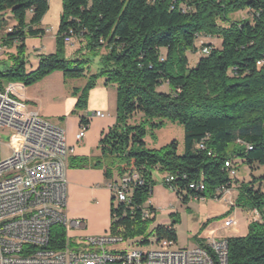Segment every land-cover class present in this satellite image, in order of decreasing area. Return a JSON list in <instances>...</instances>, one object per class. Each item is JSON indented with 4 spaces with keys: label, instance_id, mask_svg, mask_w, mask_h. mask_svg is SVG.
I'll return each mask as SVG.
<instances>
[{
    "label": "trees",
    "instance_id": "obj_1",
    "mask_svg": "<svg viewBox=\"0 0 264 264\" xmlns=\"http://www.w3.org/2000/svg\"><path fill=\"white\" fill-rule=\"evenodd\" d=\"M62 2L56 52L39 55L38 66L28 70L26 39L46 34L40 25L50 0H0V16L11 11L15 20L9 26L6 18L1 20L6 28L1 44H17V52L10 55L12 63L0 70V88L9 82L30 86L55 71L68 79L80 77L90 71L89 56L99 57L97 73L84 88L73 90L76 110L87 108L89 91L104 79L117 90V121L100 141L99 158L70 156L68 165L105 168L109 180L115 179V172L123 176L139 171L144 184L134 190L136 209L113 205L111 234L146 244L155 231L160 238L177 242V213L172 215V228L157 224L150 233L157 216L142 217V206L157 183L156 168L177 175L172 186L187 202L193 197L214 199L220 187L234 183L229 161L235 165L241 159L252 169L264 164V0ZM245 10L251 15L232 18ZM201 36L217 37L221 44L205 43L212 47L210 53H202L192 67L188 52H198ZM67 37L80 40L88 54L67 58ZM136 115L139 120L130 123ZM168 122L183 126L182 149L177 140L160 149L149 148L148 128ZM202 141L204 149L198 147ZM262 179L253 176L240 184L236 205L252 212L259 209L264 221V190L256 187ZM201 180L203 190L189 187ZM140 236L144 238L139 240ZM227 239V264H264V224L253 221L248 235ZM66 241L65 227L53 226L48 247L61 249Z\"/></svg>",
    "mask_w": 264,
    "mask_h": 264
},
{
    "label": "built area",
    "instance_id": "obj_2",
    "mask_svg": "<svg viewBox=\"0 0 264 264\" xmlns=\"http://www.w3.org/2000/svg\"><path fill=\"white\" fill-rule=\"evenodd\" d=\"M8 31H13V27ZM71 41V37L66 38L67 43ZM211 49L204 45L202 53L209 54ZM258 63L262 64V61ZM22 87L23 83L9 82L0 88V130L13 131L19 138L18 143L12 139L7 143L12 149L9 164H0V264H219V259H226L227 264V238L213 237L207 242L216 258L208 247L200 245L174 248V240L160 238L155 231L149 236L148 243L151 246L157 244L158 248L116 250L115 246L125 240L113 234L87 238L90 246L86 249L72 248L69 229L84 225L82 220H72L66 213L67 170L73 150L67 143L65 129L31 108L21 93ZM105 115L100 110L94 112V116ZM87 128L88 123H82L77 135L79 141L84 138ZM198 147L204 149V142ZM226 165L231 176H236V166L230 161ZM175 179L177 175L166 174L163 183L176 191L172 186ZM142 184L144 177L139 171L110 180L108 188L113 203L119 201L114 207L124 204L131 210L136 209L133 194ZM228 185L220 187L214 199H224L235 206L233 183ZM189 187L203 190L205 185L201 180L190 183ZM141 211L143 218H152L157 216L158 208L148 199ZM252 217L264 224L259 209L252 212ZM237 223L236 217L229 216L224 227L230 229ZM55 225H62L67 231V241L61 249L48 247ZM166 226L170 229L172 223Z\"/></svg>",
    "mask_w": 264,
    "mask_h": 264
},
{
    "label": "crops",
    "instance_id": "obj_3",
    "mask_svg": "<svg viewBox=\"0 0 264 264\" xmlns=\"http://www.w3.org/2000/svg\"><path fill=\"white\" fill-rule=\"evenodd\" d=\"M62 9V0H50V8L40 25L46 29V34L40 38L47 36L52 24L56 39ZM35 49H37L36 46ZM75 80L76 78H71V82H68L69 79L64 76L62 71H55L33 85L25 86L23 84L21 93L31 108L38 110L45 118L65 129L67 143L73 150L71 157L97 159L101 156L99 147L102 137L117 121L116 112L112 109L115 106L117 110V90L114 85L107 84L104 79H101L89 91L87 108L76 110L77 97L73 95V90L79 85L73 84ZM97 110L105 112L106 115L104 117L94 116V112ZM82 118L87 119L88 128L82 141H79L77 135L82 127ZM238 161L243 162L242 160ZM155 172L159 173V177L154 175L157 183L153 186L149 201L158 208L157 218L160 215H165L173 219L172 215L177 213L180 222L175 223L174 220L169 222L175 223L176 244L179 242L183 225L190 228L189 230H193L197 240L192 245L178 246V248L195 247L201 243L207 244L213 237L230 238L246 234L249 231V225L254 221L251 208L231 206L224 199L190 198L187 202L183 201V204L177 192L164 185L163 179L166 173L160 172L159 169L154 170V174ZM117 177L119 176L115 175V178ZM67 178L68 204L66 213L68 217L72 220H82L84 222L82 228H85L86 230H84L88 234L101 235L108 232L112 224L114 203L108 188L110 180L106 177L105 168L68 165ZM263 184L264 181H260L256 187L260 186L264 190ZM235 187L236 185L233 183L232 195L236 200L239 188ZM237 187H240V183ZM213 201H217L218 206ZM229 216H234L238 220L237 225L230 229L224 227V221ZM190 219L194 221L191 226L188 225ZM70 231V234H76V229Z\"/></svg>",
    "mask_w": 264,
    "mask_h": 264
},
{
    "label": "rangeland",
    "instance_id": "obj_4",
    "mask_svg": "<svg viewBox=\"0 0 264 264\" xmlns=\"http://www.w3.org/2000/svg\"><path fill=\"white\" fill-rule=\"evenodd\" d=\"M250 15H251V12L249 10H245V11H241V12L234 14L232 18L241 19V18H246ZM3 18L7 19L8 26L13 25L15 23V20L12 18L11 11H8L3 16H0V22ZM5 34H6V28L1 27L0 25V45L2 48V51L0 52V70H2L6 65H10L12 63L10 55L17 52V44H14L8 47H5L3 46V44H1V42L3 41V36ZM205 43H211L214 46H220L221 41L217 37H207V38L203 36L199 37L197 41V45L199 47L198 52H188V56L190 59V65L192 67L197 65L200 57L203 55L201 52V49ZM35 46L37 47V49H35ZM56 48H57V45H56V39H55V31H54V26H52V24L49 27L47 36L45 38L28 37L27 44H26L27 69L32 70L36 68L37 63H38V56L42 54L55 53ZM81 50H82V45L80 43V40L72 39V41L70 43H67L66 45V57L74 60L78 56H82V54L84 55L88 54L87 50H82V51ZM89 59H90V71L84 74L83 76L76 77V80L73 81V84L75 83L76 85H79L78 88H84L86 84L89 82V79L91 78L90 76L97 73L99 57L89 56ZM70 80L71 78H69L68 82H71ZM162 89H167V86H163ZM116 107H117V104H116ZM112 109L113 111L116 112V117H117V110L115 106L114 108L112 107ZM107 114H108V111H107ZM139 118H140V115H136L130 121V123H133L135 120H139ZM11 139L14 140V142L16 143L19 142L18 136L13 131L0 130V160H3L4 158L8 157L12 153V149L7 146V143ZM145 140L147 142L148 147L154 148V149H160L164 147L165 145L171 143L173 140H177L180 143V149H182L183 143H184V128L182 125L178 123H173V122H168L166 126L160 127L158 129L148 128V132H147ZM238 160H241V159H237L236 164H235L236 169H237V174L236 176L233 177V182L236 185L235 188H239L237 187L238 183L242 184L243 182H249L253 176L255 177L264 176V164H260L255 169H252L249 165L244 164L243 162L238 161ZM156 170H158V168H156ZM115 175L117 176V173ZM154 175L157 178L159 177L158 172H155ZM262 180L264 181V179ZM207 199H212V198H207ZM213 202L215 203V205L218 204L217 201H213ZM118 204H119V201L115 200L114 206ZM171 220L173 219H171V217L169 216H165V215L158 216L156 222L150 226L147 233H150L155 225L157 224L166 225L169 222H171ZM193 223L194 221L190 219L188 225L191 226ZM82 227L81 228L71 227L68 231L69 236L72 240V248L76 247V248L86 249L87 247L90 246V242L87 238L93 235L103 236V235H109L112 233L111 229H109L108 232L101 234V235L100 234L98 235L88 234L85 231L86 229L84 228L85 229L84 230ZM73 229H76V234H70L71 232L70 230H73ZM189 229L190 228H187L186 225H183V229L180 231L179 242L177 244L175 243L174 248H178V246L185 247L188 245H192L193 243H196L197 240L194 236V233L192 232L193 230H189ZM248 233L249 231H247L246 234L239 235V236H246L248 235ZM144 236H140L139 240L143 239ZM131 240L133 239H128L122 243L117 244L115 246V249L116 250H126V249H134V248H151V247L158 248L157 244H155L154 246H151V244L149 243H146V244L134 243L133 244L131 243ZM110 247L111 246H108V248Z\"/></svg>",
    "mask_w": 264,
    "mask_h": 264
},
{
    "label": "bare ground",
    "instance_id": "obj_5",
    "mask_svg": "<svg viewBox=\"0 0 264 264\" xmlns=\"http://www.w3.org/2000/svg\"><path fill=\"white\" fill-rule=\"evenodd\" d=\"M0 164H9V156L0 160ZM219 264H226V259H219Z\"/></svg>",
    "mask_w": 264,
    "mask_h": 264
}]
</instances>
